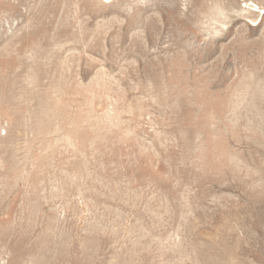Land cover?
Listing matches in <instances>:
<instances>
[{"label":"rangeland","instance_id":"rangeland-1","mask_svg":"<svg viewBox=\"0 0 264 264\" xmlns=\"http://www.w3.org/2000/svg\"><path fill=\"white\" fill-rule=\"evenodd\" d=\"M0 264H264V0H0Z\"/></svg>","mask_w":264,"mask_h":264}]
</instances>
